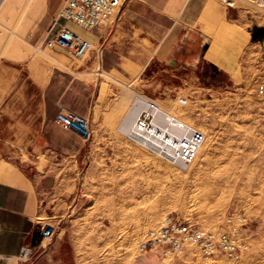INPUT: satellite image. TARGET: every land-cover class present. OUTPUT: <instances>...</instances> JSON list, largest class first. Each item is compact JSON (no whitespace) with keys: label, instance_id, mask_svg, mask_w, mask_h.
<instances>
[{"label":"rangeland","instance_id":"obj_1","mask_svg":"<svg viewBox=\"0 0 264 264\" xmlns=\"http://www.w3.org/2000/svg\"><path fill=\"white\" fill-rule=\"evenodd\" d=\"M215 1L234 10L244 34L230 24L219 41L211 32L207 58L218 64L228 59L229 73L152 67L153 89H170L152 99L206 133L209 151L187 171L130 142L120 123L131 109L132 91L121 87L91 127L95 135L112 136L109 156L83 165L72 204L47 221L55 247L48 250L50 241L43 242L46 257L33 247L20 264H264V1ZM229 39L241 44L230 46ZM216 43L219 59L213 56ZM236 214L244 217L240 233L249 243L240 259L206 256L193 244L165 254L138 250L146 232L166 216L210 226Z\"/></svg>","mask_w":264,"mask_h":264},{"label":"crops","instance_id":"obj_2","mask_svg":"<svg viewBox=\"0 0 264 264\" xmlns=\"http://www.w3.org/2000/svg\"><path fill=\"white\" fill-rule=\"evenodd\" d=\"M61 1L0 0V264L13 262L25 244L43 251L40 225L68 210L83 165L109 156L112 136L95 135L91 127L121 87L132 91V101L138 91L151 98L167 93L168 85L152 87L155 64L229 73L228 59L207 58L211 32L219 41L230 24L243 34L234 10L215 0H121L114 19L92 29L57 16ZM59 25L93 47L80 59L45 47ZM240 44L229 39L230 46ZM220 46L213 51L218 59ZM59 102L88 119L89 139L55 123ZM55 243L56 237L48 250Z\"/></svg>","mask_w":264,"mask_h":264},{"label":"built area","instance_id":"obj_3","mask_svg":"<svg viewBox=\"0 0 264 264\" xmlns=\"http://www.w3.org/2000/svg\"><path fill=\"white\" fill-rule=\"evenodd\" d=\"M120 5L121 0H62L57 16L84 29H92L110 23ZM53 45L67 51L75 59L82 58L93 47L89 40L64 25H59L54 37L45 41V47ZM186 101V98L178 99L182 105ZM57 106L55 123L83 140L89 139L91 129L87 118L60 102ZM122 132L130 142L178 166L191 163L204 141V134L197 127L171 113L154 99L138 93L133 98L130 121ZM243 222L241 214L226 216L220 223L210 226L193 219L166 216L146 232L138 250L141 253L162 250L165 254L193 244L206 256L220 255L237 260L249 249V243L240 233ZM52 235L51 223L40 225V243L49 242ZM32 250L31 244L23 245L18 257L6 264H20Z\"/></svg>","mask_w":264,"mask_h":264},{"label":"bare ground","instance_id":"obj_4","mask_svg":"<svg viewBox=\"0 0 264 264\" xmlns=\"http://www.w3.org/2000/svg\"><path fill=\"white\" fill-rule=\"evenodd\" d=\"M26 5V4H25ZM126 95V94H125ZM126 97V96H125ZM127 97H128V95H127ZM131 97V96H130ZM133 102V101H132ZM131 107H132V104H131ZM168 111H169V109H168ZM173 114H175L176 116H179V114H177V113H173ZM130 118H131V109L128 111V113L123 117V119H122V121H121V123H120V129L121 130H123V129H125L126 127H127V125H128V123H129V121H130ZM204 134V133H203ZM210 142H212V139H210V138H208L207 137V135H206V133L204 134V141H203V143H202V145H201V147H200V149H199V151H198V154H197V156H196V158L191 162V163H189L188 165H186L187 166V168H188V170L187 171H190L191 170V168L193 167V165H194V163L197 161V159L199 158V156L203 153V154H206L208 151H209V144H210ZM183 167V166H182ZM149 221V220H148ZM147 221V222H148ZM148 224H149V222H148ZM208 264V263H207Z\"/></svg>","mask_w":264,"mask_h":264}]
</instances>
